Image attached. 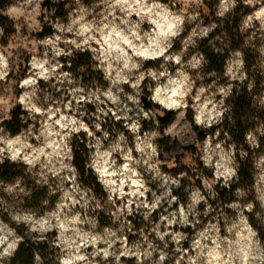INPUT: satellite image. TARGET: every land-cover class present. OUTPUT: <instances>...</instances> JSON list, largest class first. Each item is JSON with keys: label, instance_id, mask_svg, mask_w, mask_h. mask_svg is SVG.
<instances>
[{"label": "clouds", "instance_id": "obj_1", "mask_svg": "<svg viewBox=\"0 0 264 264\" xmlns=\"http://www.w3.org/2000/svg\"><path fill=\"white\" fill-rule=\"evenodd\" d=\"M52 3L59 4L61 0H52ZM242 3L251 11L243 17L240 30L243 32L254 29L250 39L255 37L256 32L264 34V0H242ZM43 4L44 0H23L22 3L9 5L4 14L16 21L13 26L17 32L23 26L19 23L21 18L29 32H42L43 25L38 17L46 11L41 7ZM75 4L76 7L68 13L67 23L60 22L59 18L52 22L45 15V22L54 30L53 35L30 41L31 59L27 61L26 76L19 82L21 92L18 97L13 92L14 81L7 79L12 71L10 54L6 55L7 49L0 47V81L8 85L4 94H0V113L3 114L0 125L5 121H12L11 113L17 105L27 112L28 120L33 121L27 129L21 128L16 135L5 127H0V165L5 160L10 164H23L28 173L39 175L43 179V184L40 179L36 180L39 187L48 184L49 178H52L58 181L60 188V196L54 208L45 210L39 217L31 210L17 211L0 198V207L9 218L6 222L0 216V261H10L19 250L24 237L17 234V228L24 224L28 233L41 234L36 238L39 240L44 239L45 233L56 232L53 245L61 252L59 264H98L97 257L105 262L111 258L115 264H123V261L132 259L134 264H145V261L149 264H166L170 259L173 264H264V238L244 214L252 213L255 203L250 201L241 205L234 201L226 204V208L236 212V219H225L223 228L218 219L215 223L209 222L203 228L195 230L200 223L199 219H195L200 215L198 206L201 203L205 205L204 216L212 211L208 197L199 188L193 187L185 189L188 192L187 206L181 203L180 198L173 195L172 188H180L181 179L187 173L182 172L179 177H173L163 172L161 164L164 162L158 159V147L152 143L157 133L151 132L149 135L150 132H144L141 135V121L152 119L150 111L141 107V86L146 78L154 82V87L152 84L148 85L151 95L147 99L151 103L167 111L179 110L181 115H186L191 107L194 124L205 131L214 125L223 124L225 113L231 110V106H226L225 101L232 95L235 87L233 82L238 81L243 85L248 79L244 70L243 53L237 50L231 54L224 72L229 83L216 87V91L212 92L211 88L215 85L205 86L201 83L197 87L196 79L202 80L203 77L198 75L194 79L187 70L199 72L203 68L207 63L203 53L193 54L190 59L184 60L189 46L198 47V39L207 38L219 27L215 22L210 26H200L203 20L195 9L203 6V0H169V3H163L162 0H96L90 7L82 4L81 0H75ZM177 5H180L178 9ZM239 6L238 0H219L215 15L224 20L230 13L235 15V9ZM189 8H193V11L189 12ZM56 11L57 9H52L51 14L55 15ZM198 20L199 24L181 41V51L170 52L174 41L184 32L185 25L195 24ZM4 34V28L0 27V38ZM261 39L264 40V35ZM41 45L44 48L42 55L39 54ZM24 47L27 48V44ZM257 51L264 56V43ZM84 52L90 53L95 62L92 64L93 72L103 74L108 83L106 89L97 87L95 90H86L82 86L84 77L77 78L71 71H61L65 68L61 57L69 58L66 63L67 68L71 69L76 54ZM156 60H162V70H141L146 62ZM169 64L175 68L174 72L169 70ZM209 75H215V72ZM41 81L47 88L41 89ZM126 84L132 92L125 91L123 85ZM252 87L253 84L249 83L248 90L251 91ZM55 93L61 95L57 97ZM239 93L240 89H237V94ZM216 95L221 98L216 100ZM87 104L96 107L93 114L96 122L91 126L85 122L86 111L81 110ZM129 104L134 107H129ZM260 104L264 106V99L260 100ZM109 113L115 122L124 121L123 128L131 134V140L124 132H116L113 138L102 126L106 121L101 117L106 118ZM228 119L230 125L235 124L231 116ZM28 120L21 117V123H28ZM221 131H224L226 138L223 141H219ZM257 131L264 136V129ZM81 132L87 136L85 147L89 150L85 169L91 170L111 204L120 202L112 213L113 222H120L119 229L105 227L103 233L95 231L99 227L98 219H95L91 227H85L88 206L93 201L95 209L102 210V206L95 196L89 195L88 189L81 187L79 172L73 163L75 153L71 143L74 137L79 138ZM97 132L101 135L97 136ZM113 139L116 140L115 144ZM214 139L218 141L215 144ZM231 139L229 133L220 128L216 129L214 135L206 132L200 156L204 167L212 172L215 182L221 188L229 190L233 178H236V183L240 180L236 143L232 142L225 147ZM33 140L35 143H32ZM245 141L252 149L260 147L259 139L252 131L245 133ZM80 142L84 143V140ZM145 148L149 149L147 153ZM140 153L145 154L141 156ZM239 155L244 160L248 153L241 147ZM254 164L260 169L258 179L254 177L255 199L260 208L264 209V155L254 161ZM37 168L39 172H33ZM146 175L151 178V182L157 183L161 190L159 195L149 186L150 181L146 179ZM199 178L212 199H216L218 193L213 190L212 184L202 174ZM64 184L68 187H64ZM0 186H3L4 192L9 196L17 195V188L20 193H25L19 180L6 186L0 181ZM241 191L237 188L235 193ZM56 193L49 185L48 196ZM149 193L151 200L148 198ZM25 194L31 196L32 192ZM165 203L167 208H164V212L167 214L160 213L158 221H151L153 213L158 212ZM42 204L47 206L49 201L45 199ZM174 204L178 207L169 211ZM77 206L82 211L76 210ZM134 213L141 215L145 222L153 226L147 233L141 228L140 239L130 245L128 237L119 236L118 232H123L127 225L128 231L133 236L137 235L131 221L127 219ZM82 215L85 216L83 220ZM13 223L16 227L12 226ZM176 226L191 227L195 230L194 235L189 239L188 233L174 231ZM153 233L155 239L149 240L148 237ZM157 240L164 244L163 249L156 244ZM185 242L188 247L183 246ZM117 243L121 245L119 250L115 247ZM101 244L105 247H99ZM170 245H174L172 253L177 255L167 251ZM89 248L92 249L90 253L87 251ZM35 259L37 264H43L38 253Z\"/></svg>", "mask_w": 264, "mask_h": 264}, {"label": "rangeland", "instance_id": "obj_2", "mask_svg": "<svg viewBox=\"0 0 264 264\" xmlns=\"http://www.w3.org/2000/svg\"><path fill=\"white\" fill-rule=\"evenodd\" d=\"M204 1L205 0H203V6L202 7L195 9L196 11H199L200 19L203 20V24L200 25L201 27L210 26L213 23V21H215L214 17H216V15L214 14V16L212 17V16H209L208 14L210 13L209 11H210L211 7H212L211 10H213V12L216 13V5L219 3V0H207V1H209L208 5H204ZM22 2H23V0H18L16 2H14L13 4L22 3ZM72 2H73L72 3L73 7L75 8L76 7L75 0H72ZM162 2L163 3H169V0H162ZM179 7H180V5H177V9ZM202 9H203V11H202ZM96 11L98 12L99 9H96ZM188 11L189 12L193 11V8H189ZM250 11H251V9H250ZM45 15H47V14H43V12H42V14L38 17L41 24L43 25V28L47 25H50L49 23L45 22ZM47 16L50 20L51 17L49 15H47ZM89 19H91V17H89ZM242 20H243V18H242ZM67 21H68V19L66 21L60 20V22H62V23H67ZM13 22L16 23V21H14V20H13ZM52 22H56V20H52ZM19 23H21L23 25L19 32H17V30H16L15 33L13 35L7 37V39L3 38V37L0 38V47H2L3 49H7L5 54L6 55L10 54V57H11L10 64L12 67V71L9 74L7 79H8V81H14V83L12 84V88H13L14 95L16 97H18L20 95V92H21V89L19 88V82L21 79H23L26 76V74L28 72L27 61L31 59V51L30 50L32 47L30 41L43 39V38H39V36H38L39 32H37V31L29 32L27 25L24 24L23 18H21ZM241 23H242V21H241ZM197 24H199V20L195 24H186L185 25L184 32L181 34V36L178 39H176L174 41V46L170 49V52L178 53L181 51V48H182L181 41H183L189 35L192 28L196 27ZM145 27H147V26H145ZM257 27H258V25H257ZM253 31H254V29L250 28V29H246L243 32L242 31L241 32H242V36L245 37L246 41H248V43L252 44L253 48L255 49V54H257L256 56H257V61L259 63V66L262 70H264V67H262V65H264V56H261L260 53L257 51V49L260 47V45L262 43H264V40L261 39V36L264 34H262L260 32H256L255 37L250 39V37L253 36ZM24 44H27V48L24 47ZM61 47H64V45H61ZM43 51H44V48L41 45L39 47V54L42 55ZM196 53H198V52H196L195 50H193V48L191 46H189L187 53L184 55V60L187 61L188 59H190V57L193 54H196ZM62 58L63 57H61L60 60L62 63H64ZM230 59H231V55H230V58L228 59V61ZM161 63H162V60L148 61L143 65V68L141 70L146 71L149 68L160 69ZM168 67H169V70H171L173 72L175 71V68L171 64H169ZM204 69H205L204 66L202 69L199 70V72L187 69L188 71H190V73L194 79L198 75L203 77L202 80L196 79V86L197 87H199L201 85V83L205 86L215 85V87L211 88V91L215 92L216 87H218L220 85H227L229 83L228 78L225 77L224 75H212V76L210 75L209 76V75L205 74ZM160 70H162V69H160ZM61 71H67V70L64 68V69H61ZM262 73H264V71ZM262 75L264 76V74H262ZM74 76H75V74H74ZM94 80H95V82H94ZM40 83H41V89L47 88V85H45L43 81H41ZM233 83L236 85L239 82L234 81ZM149 84H152L154 87V82L151 81L150 79L146 78L145 81L143 82L142 86H141V93H140V99L142 101L141 107H144V108H145L144 98L145 97L148 98L151 95V93L148 91V85ZM88 85H90V86H88ZM82 86H84L86 90L87 89L95 90L97 87L102 88V89H106L108 87V83H107V81L104 80L103 74L97 71V72H94L93 81L92 82H88V80L82 81ZM6 87H8V85L4 81H0V94H4V90ZM123 87H124L126 92H132V89L130 88L129 85L126 84V85H123ZM40 95H41V99H43V92H41ZM55 95L57 97H59L61 95V93H55ZM215 98H216V100H219L221 97L219 95H216ZM261 98L264 99V93H263V96ZM189 104H191V100H189ZM100 107H103V105H100ZM109 107H112V105H109ZM129 107H134V106L129 104ZM16 108H20V106L17 105ZM16 108H14V109H16ZM81 110L86 111V115L84 117L85 122L88 123L90 126L93 125L96 122L95 116L93 115L96 112V107L93 104H87L86 106H82ZM145 110L150 111V115L152 116V119L146 122L145 127L148 128V127L159 126V124L157 122V120H158L157 115H161L163 113L162 110H165V109H162V108H160L159 105L152 103V107H147V108H145ZM175 112L177 113L175 120L168 127L164 128V130H163L164 136L167 139H165L163 141L160 140L159 139L160 134H159L158 130H156V129H151L149 131H144V132H150L149 135H151V132L157 133V137H156V139L155 138L152 139V143L154 146L157 145L159 153H160V151L164 150L165 147L169 146L170 149H172V151H174L176 153L177 161L180 160L178 163H181V162L188 163V167H191V173H194L193 177L191 176L190 178H187L186 183H187L188 187L190 189L193 187L199 188L202 191V193L206 197H208V202L212 205V211L208 214V216H204L203 213H204L205 205L203 203H201L198 206L197 211L200 213V215L198 217H195V219H199L200 223H198L196 225L195 230H199V229L203 228L209 222L215 223L218 219L220 221L221 228H223V225L225 223V219H227L229 221L231 219H233V220L236 219V217H235L236 212L233 211L232 209L226 208L225 205L223 206L222 201L220 199H217V198L212 199L209 192L204 189L203 184H202L203 188H201L199 182H197V179L200 176L199 175L200 174L199 162L201 161L200 156L202 154L203 141H204V140L199 141L198 139L200 138L201 134H206V132H207L208 134L214 135L215 132L209 133V129H207L206 131L202 130L201 128H199L198 126H196L194 124V121H191L189 119V116L193 115L191 107H189V109L187 110L186 115H181L179 110H177ZM134 114L135 113H132V115H134ZM24 116L26 117V120H28L27 112ZM2 118H3V114L0 113V119H2ZM101 119L106 121L102 126L112 134L113 138L115 137L116 132H124L125 135L128 136L129 140L132 139L131 134L128 133L123 128L124 121H122V120L119 121L120 125L115 126L113 124V122L115 123V121L113 120L111 113L108 114V117H106V118L101 117ZM31 123H33V121L28 120L27 127ZM214 126H216V125H214ZM0 127H4V126L0 125ZM27 127L25 129H27ZM36 127L38 128L39 124H37ZM92 130L95 132V128H93ZM144 132H142V129H141V135H143ZM257 132L258 131L256 130V133ZM81 133H83V132H81ZM96 135L100 136L101 133L97 132ZM254 135H255V132H254ZM86 138H87V136H86ZM225 139L226 138L224 136H222V134H220L219 141H223ZM216 142H218V141L216 139H214L213 144H215ZM32 143H35V141L33 140ZM115 143H116V140L113 139V144H115ZM124 143H126V142H124ZM230 143H232L231 140L227 141V143L225 144V147H227V144H230ZM187 145L189 146V150L192 153V156H193L192 158L191 157H189V158L183 157V151L185 150L184 147ZM241 147L245 151L244 146H240L238 148L236 147L237 152H238V149L239 150L241 149ZM125 150H127V149L125 148ZM148 151H149V149L145 148V153H147ZM237 152H236V155H237ZM145 153H140L139 155L143 156ZM135 154L136 153L134 150V155ZM262 155H264V152L261 153L260 155H257L255 158V161ZM117 159L119 161V157H117ZM158 159L160 161L164 162V160H162V158H160L159 156H158ZM172 161H174V160H172ZM120 162H122V161H120ZM18 166H19L20 171H22V176L18 177L17 179H15L13 181H10V182H6V181H3L1 179H0V181L3 182L4 186H6L9 184H15L16 181L19 180L20 181V187L25 189V193L29 192L28 191L29 187H32L33 191L35 192L34 197L30 198L25 193H20L19 188L16 189L17 195L9 196L7 193L4 192L3 186H0V198H3L4 200H6L9 203V205H12L13 208L17 211L31 210V211L36 212L37 217L42 216L44 214L45 210H51L52 208H54L55 203L59 199L60 188L58 186V181L55 179L49 178L48 184L44 185L43 187H39L36 184V180L40 179L41 184H43L44 183L43 179L39 175H33L32 173H28L25 165L19 164ZM177 166H179V164H177L175 162H173V163L172 162H167V163L164 162L161 164V170L163 172L169 173L173 177H179V176H175V174H173L170 170H168V169H171V168L177 167ZM141 171H143V168H141ZM33 172L38 173L39 168L34 169ZM259 172H260V169L256 168L255 177L257 179H258ZM146 179H148L150 181L149 186L154 191H156L157 194L159 195L161 190L158 188L157 183L151 182V178L147 175H146ZM234 180H235V178H233V181ZM193 181H194V183H193ZM208 182L210 184H212L210 181H208ZM79 183H80L81 187H84L80 181H79ZM220 183H222V181ZM230 183H232V181H230ZM255 183H256V179H255ZM217 184L220 187V184L219 183H217ZM49 185H50L51 189H53L57 192L56 194H54L52 196H48ZM64 187H68V185L64 184ZM212 187H213V190L215 192H217L216 189L214 188L213 184H212ZM262 187H264V185H262ZM84 188H86V187H84ZM173 188H172V190H173ZM86 189H88V188H86ZM241 190L242 191L240 193H235L234 200L232 202L235 201V202L240 203L241 205H245L250 201L255 203L256 207L254 208L253 212L252 213L245 212L244 214L249 217V221L252 224V226L254 228H256L257 230L259 228L263 232V235H264V209L260 208L259 202L256 201V199H255L256 191H255L254 185L252 186L251 189H249L247 191L243 190V189H241ZM244 194H246V195H244ZM89 195L95 196V198L97 200H99V202L102 206V210L95 209V201H93L92 204L88 206L87 219L85 220V223L88 226L86 225L85 227L86 228L91 227L92 224L95 223V219H98L99 220V227L97 229H95V231L103 233V230L105 227L111 228V229H119L121 226L120 222L119 221H117L115 223L113 222L114 218L112 216V213L116 211V207L119 205L120 202L117 201L116 205L111 204L108 201L107 193H106L105 198H100V197L94 195V193H92L89 190ZM148 198H149V200L152 199L151 193L148 194ZM45 199H47L49 201V204L47 206L42 204V201ZM184 205L187 206V204H184ZM133 207H135V206H133ZM177 207H178V205L174 204L172 206V208L169 209V211H172ZM164 208H167V203H165L164 206L158 210V212L153 213L152 217L150 218L151 221H153V222L158 221L160 213H164L166 215L167 213L164 212ZM76 210L82 211L81 209H79V206H77ZM237 211H239V210L237 209ZM0 216H3L6 220V222H8L9 218L7 217V213L3 212L2 207H0ZM81 219L82 220L85 219V216L82 215ZM121 219H123V218H121ZM127 219L129 221H131V223L133 225V231H135L137 233V235L133 236L131 234V232L128 231L127 225L124 226L123 232H118V235L119 236L126 235L128 237V242L130 245L134 241H137L140 239L139 230L141 228H144L145 233H147L148 230L153 226V224L145 222L143 220L142 216L139 214H136V213H134L133 216H128ZM190 219H194V218L190 217ZM12 226L16 227V225L14 223L12 224ZM18 230L24 231L25 233L28 234L27 227L24 224H21L17 228V231ZM173 230L188 233L189 239H191V237L194 235V232H195V230L192 229L191 227L181 228L180 226H176ZM49 233H53V240H55L56 235H57L56 232L52 231ZM17 234H18V232H17ZM37 234L41 236L40 233H37ZM47 234L48 233H45L43 235L45 236ZM148 238H149V240H154L155 239L154 233L152 235H150ZM166 239H170V238H166ZM156 244L161 249L164 248V244L161 243L160 241L157 240ZM183 246L188 247V243L185 242ZM99 247L103 248V247H105V245L101 244V245H99ZM115 247L117 250H119L121 248V245L119 243H117ZM173 247H174V245H170L169 248L167 249V251L172 253ZM87 251L90 253L92 251V249L89 248ZM59 252H60V249H59ZM60 254H61V252H60ZM172 254L177 255L175 253H172ZM96 260L98 261V264H115L114 260H112L111 258L107 262L102 260L100 257H97ZM123 264H134V259L128 260V261H123ZM145 264H149V262L145 261ZM166 264H173V261L170 259L169 261L166 262Z\"/></svg>", "mask_w": 264, "mask_h": 264}, {"label": "trees", "instance_id": "obj_3", "mask_svg": "<svg viewBox=\"0 0 264 264\" xmlns=\"http://www.w3.org/2000/svg\"><path fill=\"white\" fill-rule=\"evenodd\" d=\"M18 0H0V27L4 28L5 34L3 38H6L13 35L16 31V28L13 26L14 22L4 13L7 11L8 6L13 4ZM96 0H81V3L87 6H91L95 3ZM72 0H61V3L54 4L52 0H44L42 9L43 14L49 15L50 20H57L59 18L62 21L68 19V13L74 8L72 5ZM209 1L205 0L204 5H208ZM240 5L235 9V15L229 14L228 17L224 20H220L217 17H214L215 22L219 27L212 31L209 36L203 40H197L198 47H192L198 53H203L207 63L204 65V72L206 75L215 72V75H224L226 62L230 58V55L239 50L243 53V58L245 61V71L247 72L248 79L243 82V85L237 83L232 90V95L227 98L225 101L226 106H231V110L226 112L224 115L223 124L216 125L209 129V133H214L217 128L226 130L229 135L232 137L231 141L236 143V147L244 146L245 151L248 153V156L244 159H240V150L238 149L236 155V163L239 164L238 173L240 180L238 183L232 181L231 190L227 188H221L215 182L212 172L206 169L203 165V162H199V175H204L208 181H210L216 193H218L217 199L222 201V205L231 203L234 200L235 192L237 188L243 190H249L255 183V173L256 166L254 164L255 158L257 155H260L264 152V136H261L257 129H264V106H261L260 100L264 93V76L262 75V70L257 61V54H255V49L251 43L246 41L245 37L242 36L241 21L244 15H246L250 9L245 7L242 3V0H238ZM68 7H65V6ZM57 9L56 14L52 15V9ZM212 8V7H211ZM210 8L209 16H214L213 10ZM203 11V9H202ZM53 29L50 25H47L43 28L42 32L38 33L39 38H44L45 36L53 35ZM218 37V39H217ZM247 42V43H246ZM218 49L219 51H214ZM69 58L63 57L62 60L65 63V69L67 71L73 72L77 78L84 77L83 81L88 80V82L93 81L94 72L92 70V64L94 61L91 59V55L88 52L77 53L75 58L72 60V68H67V60ZM210 76V75H209ZM212 76V75H211ZM210 79V78H209ZM211 80V79H210ZM249 83L253 84L252 90H248ZM90 84V83H89ZM90 86V85H88ZM237 89H240V93L237 94ZM161 115H157V122L159 126L155 127H145L147 121H141L143 124L142 132L149 131L151 129H156L159 132V139L165 140L163 130L168 127L176 118L175 111L162 110ZM26 112L22 111L21 108H16L12 110L11 116L12 121H5L2 124L6 130H9L13 135L19 133L21 128H26L27 123H21V117L26 120L24 116ZM192 116H189V119L192 120ZM229 116L235 121L234 125L229 124ZM115 126L120 125L119 122H113ZM252 131L253 134L259 139L260 147L258 149H252L249 144L245 141V133ZM222 136H224V131H221ZM206 134H201L199 141L205 139ZM225 137V136H224ZM84 140V143L80 141ZM87 143V138L84 133H80L79 138L74 137L71 143L75 157L73 160L74 165L77 167L79 172V181L81 184L88 188L94 195L105 198L106 193L99 185L95 176L91 174V170L85 169V163L88 160L89 150L85 147ZM183 157L189 158L193 157L189 146L184 147ZM165 150V151H164ZM160 151L159 157L167 162H175L179 164L177 167H173L170 170L175 176H179L180 173L185 172L187 176L181 179V187L173 188L172 193L180 198V202L187 204L188 202V192L185 189H190L186 183L187 178L193 177L194 173H191V167H188V163H178L177 155L170 147H165V149ZM257 153V154H256ZM174 160V161H172ZM191 161V160H190ZM22 176V171H20L19 166L15 164H10L5 160L3 165H0V179L6 182L13 181L18 177ZM197 182H199L201 188L202 182L198 177ZM28 191L32 192L30 198H33L35 192L32 187L28 188ZM39 206V205H38ZM256 226V225H255ZM261 233V237L264 238L263 232L258 228ZM18 234L24 237V241L20 244L19 250L15 253L14 257L8 261H0V264H37L35 259L36 254L38 253L41 257L43 264H59L58 257L60 256L59 248L53 245V233H48L44 236L43 240L36 239L40 237L37 233H25L24 231L18 230ZM36 239V242L33 240Z\"/></svg>", "mask_w": 264, "mask_h": 264}, {"label": "water", "instance_id": "obj_4", "mask_svg": "<svg viewBox=\"0 0 264 264\" xmlns=\"http://www.w3.org/2000/svg\"><path fill=\"white\" fill-rule=\"evenodd\" d=\"M144 102H145V108L147 107H152V103L147 99V97L144 98Z\"/></svg>", "mask_w": 264, "mask_h": 264}]
</instances>
